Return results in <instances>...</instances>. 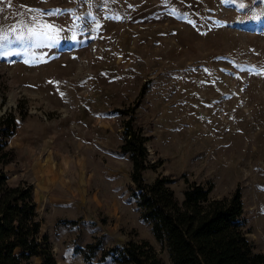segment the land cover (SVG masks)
Returning a JSON list of instances; mask_svg holds the SVG:
<instances>
[{"label":"rangeland","instance_id":"1","mask_svg":"<svg viewBox=\"0 0 264 264\" xmlns=\"http://www.w3.org/2000/svg\"><path fill=\"white\" fill-rule=\"evenodd\" d=\"M0 37V113L17 123L8 180L34 184L59 264H87L77 246L96 237L145 238L172 264L129 189L130 105L160 161L144 179L167 175L179 199L185 176L211 196L239 186L243 229L264 251V0H0Z\"/></svg>","mask_w":264,"mask_h":264},{"label":"trees","instance_id":"2","mask_svg":"<svg viewBox=\"0 0 264 264\" xmlns=\"http://www.w3.org/2000/svg\"><path fill=\"white\" fill-rule=\"evenodd\" d=\"M19 106L21 103L17 102ZM135 106L119 109L122 118L120 151L131 160L129 189L140 217L166 248L172 264H264V251H254L243 229V199L239 186L229 195L211 196L212 183L184 177L179 199L165 174L147 181L146 169L160 161L148 159V136L134 124ZM14 109L0 113V264H59L45 233L40 232L34 184L25 179L10 183L5 166L15 158L8 145L16 129ZM75 221V219H67ZM87 264H162L158 252L145 238L129 237L103 246L101 238L77 246Z\"/></svg>","mask_w":264,"mask_h":264},{"label":"crops","instance_id":"3","mask_svg":"<svg viewBox=\"0 0 264 264\" xmlns=\"http://www.w3.org/2000/svg\"><path fill=\"white\" fill-rule=\"evenodd\" d=\"M53 125H54V124H53ZM16 127H17V126H16ZM51 127H55V126H52V125H51ZM46 129L48 130L47 127H46ZM55 132H56V131L53 132V130H51V128L48 130V132H47V136H48L49 139H48V141H47V140L45 141V142H48L47 145H45V146H49V145L51 144V138H53V135H54ZM14 133H15V131H14ZM27 138H28V139H31V138H29V137H27ZM69 161H70V159L67 160V163H69ZM50 164H51V167H52V169H53V166H52V165H53V161H51ZM51 178H52V179L55 178V176H54V174H53L52 172L49 173V175H48V182L51 181V180H50Z\"/></svg>","mask_w":264,"mask_h":264},{"label":"snow or ice","instance_id":"4","mask_svg":"<svg viewBox=\"0 0 264 264\" xmlns=\"http://www.w3.org/2000/svg\"><path fill=\"white\" fill-rule=\"evenodd\" d=\"M37 11H39V10H37ZM44 28L49 29L50 31H58L59 30L54 25H51V24H45ZM33 34H35V33H33ZM0 38H2V37H0ZM20 38L22 39L23 37L21 36ZM49 38H51V37H49ZM9 55H10V53L7 52V51L0 52V56H5L6 57V56H9ZM262 72H264V70H262Z\"/></svg>","mask_w":264,"mask_h":264},{"label":"built area","instance_id":"5","mask_svg":"<svg viewBox=\"0 0 264 264\" xmlns=\"http://www.w3.org/2000/svg\"><path fill=\"white\" fill-rule=\"evenodd\" d=\"M79 106V105H78Z\"/></svg>","mask_w":264,"mask_h":264}]
</instances>
